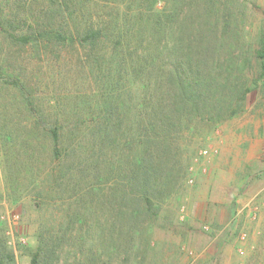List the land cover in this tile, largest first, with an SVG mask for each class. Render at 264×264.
Listing matches in <instances>:
<instances>
[{"label": "trees", "instance_id": "obj_1", "mask_svg": "<svg viewBox=\"0 0 264 264\" xmlns=\"http://www.w3.org/2000/svg\"><path fill=\"white\" fill-rule=\"evenodd\" d=\"M111 1L93 21L82 0H0V80L47 144L10 182L30 176L43 215L30 264H146L198 128L242 112L252 63L264 82V45L248 58L218 34L215 0ZM63 62L86 77L79 101L42 98L41 71ZM13 260L0 236V264Z\"/></svg>", "mask_w": 264, "mask_h": 264}, {"label": "rangeland", "instance_id": "obj_2", "mask_svg": "<svg viewBox=\"0 0 264 264\" xmlns=\"http://www.w3.org/2000/svg\"><path fill=\"white\" fill-rule=\"evenodd\" d=\"M82 1V20L114 16L111 0ZM215 1L220 5L218 22L229 24L224 33L221 27L216 32L250 58L264 45V0ZM43 69L48 82L43 99L80 100L86 81L81 70L65 62ZM247 72L251 92L242 112L198 128L202 136L192 139L198 144L187 145L188 175L176 206H164L151 230L154 249L146 264H264V82L258 65L252 63ZM15 95L0 80V236L14 254L13 264H30L43 215L23 190L30 176L21 174L19 189L10 182L35 160L30 148L43 156L47 144L42 138L41 145L34 141Z\"/></svg>", "mask_w": 264, "mask_h": 264}, {"label": "crops", "instance_id": "obj_3", "mask_svg": "<svg viewBox=\"0 0 264 264\" xmlns=\"http://www.w3.org/2000/svg\"><path fill=\"white\" fill-rule=\"evenodd\" d=\"M254 136H256L257 138H259V139L256 138V140H260L261 139V134L259 132H255L254 133Z\"/></svg>", "mask_w": 264, "mask_h": 264}]
</instances>
